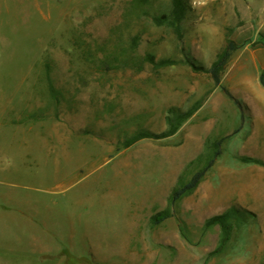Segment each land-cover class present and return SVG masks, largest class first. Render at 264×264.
<instances>
[{
    "label": "rangeland",
    "instance_id": "1",
    "mask_svg": "<svg viewBox=\"0 0 264 264\" xmlns=\"http://www.w3.org/2000/svg\"><path fill=\"white\" fill-rule=\"evenodd\" d=\"M186 3L177 36L152 22L170 0H0V264H264V0ZM228 39L214 86L201 69ZM229 209L213 255L204 223Z\"/></svg>",
    "mask_w": 264,
    "mask_h": 264
},
{
    "label": "trees",
    "instance_id": "2",
    "mask_svg": "<svg viewBox=\"0 0 264 264\" xmlns=\"http://www.w3.org/2000/svg\"><path fill=\"white\" fill-rule=\"evenodd\" d=\"M189 12V7L186 0H170V9L168 14L152 17V22L156 26H166L170 28L174 34L181 36V24L185 20ZM238 49V45L231 39L226 41L223 49L216 55L215 60L207 69H201L207 73L212 80L214 86H219L221 82V75L224 72L232 54ZM147 61L155 64L154 58L148 56ZM174 62L169 60H160L156 66L165 67L172 65ZM259 82L264 86V71L261 73ZM199 103L194 104L184 112L173 113L172 116L167 117L166 131L161 134H154L150 132H139L136 135L125 140L123 147H129L142 139H161L174 135L177 130L197 111ZM221 140H215L206 144V155L204 164L201 169L196 171L191 178L180 183L171 195L170 202H177L192 193L198 184L201 182L206 172L213 166L216 158L221 154ZM255 162L253 160H249ZM238 212L234 209L226 210L225 212L215 215L205 221L204 227L217 226L219 228V240L216 248L211 253L213 255L221 253L228 244L233 224L232 221L236 220ZM165 218L163 214H159L153 218L155 223L162 221Z\"/></svg>",
    "mask_w": 264,
    "mask_h": 264
}]
</instances>
